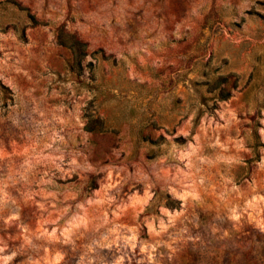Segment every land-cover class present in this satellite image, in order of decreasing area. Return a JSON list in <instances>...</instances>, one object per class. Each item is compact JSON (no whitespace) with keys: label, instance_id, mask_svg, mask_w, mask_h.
I'll use <instances>...</instances> for the list:
<instances>
[{"label":"rangeland","instance_id":"obj_1","mask_svg":"<svg viewBox=\"0 0 264 264\" xmlns=\"http://www.w3.org/2000/svg\"><path fill=\"white\" fill-rule=\"evenodd\" d=\"M0 264H264V0H0Z\"/></svg>","mask_w":264,"mask_h":264},{"label":"trees","instance_id":"obj_2","mask_svg":"<svg viewBox=\"0 0 264 264\" xmlns=\"http://www.w3.org/2000/svg\"><path fill=\"white\" fill-rule=\"evenodd\" d=\"M18 10L26 11L25 15L29 18H32V15H30L24 7H18ZM55 38L59 45L66 47L70 52L69 67L75 71H79L82 68V62L84 56L86 55L85 42L81 41L73 34L66 37L57 34ZM220 90V99H224L229 96L228 90H225V88H221ZM103 126L102 118L96 116L95 118L89 119L87 121V123L84 125V129L91 132H103L107 130Z\"/></svg>","mask_w":264,"mask_h":264}]
</instances>
